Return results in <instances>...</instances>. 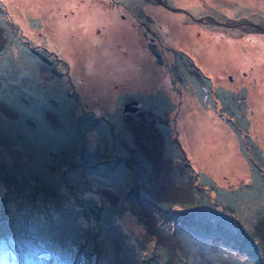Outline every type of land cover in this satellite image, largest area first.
<instances>
[{
    "label": "rangeland",
    "instance_id": "rangeland-1",
    "mask_svg": "<svg viewBox=\"0 0 264 264\" xmlns=\"http://www.w3.org/2000/svg\"><path fill=\"white\" fill-rule=\"evenodd\" d=\"M261 26L264 0H0V233L264 264Z\"/></svg>",
    "mask_w": 264,
    "mask_h": 264
},
{
    "label": "clouds",
    "instance_id": "clouds-1",
    "mask_svg": "<svg viewBox=\"0 0 264 264\" xmlns=\"http://www.w3.org/2000/svg\"><path fill=\"white\" fill-rule=\"evenodd\" d=\"M107 257L37 227L0 233V264H105Z\"/></svg>",
    "mask_w": 264,
    "mask_h": 264
},
{
    "label": "trees",
    "instance_id": "trees-1",
    "mask_svg": "<svg viewBox=\"0 0 264 264\" xmlns=\"http://www.w3.org/2000/svg\"><path fill=\"white\" fill-rule=\"evenodd\" d=\"M9 163L10 164H13V162L12 161H9ZM103 163H105V162H103ZM97 164H100L101 165V162H98ZM102 165H104V164H102ZM140 181H142V180H140ZM151 183V182H150ZM138 187V186H137ZM145 192H147V193H149V194H151V192L150 191H148V189H146V190H144ZM149 197L151 198V199H154V201H155V198H154V196L151 194V195H149Z\"/></svg>",
    "mask_w": 264,
    "mask_h": 264
},
{
    "label": "bare ground",
    "instance_id": "bare-ground-1",
    "mask_svg": "<svg viewBox=\"0 0 264 264\" xmlns=\"http://www.w3.org/2000/svg\"><path fill=\"white\" fill-rule=\"evenodd\" d=\"M167 83H169V82H167ZM152 141H154V138H153V139H152V138L150 139V142H152ZM171 181H172V178L170 177V178L168 179V182L171 183Z\"/></svg>",
    "mask_w": 264,
    "mask_h": 264
},
{
    "label": "water",
    "instance_id": "water-1",
    "mask_svg": "<svg viewBox=\"0 0 264 264\" xmlns=\"http://www.w3.org/2000/svg\"><path fill=\"white\" fill-rule=\"evenodd\" d=\"M237 24H238V23H236V25H237ZM257 27H258V26H257ZM261 28L264 29V27H262V26H261ZM261 28H260V29H261Z\"/></svg>",
    "mask_w": 264,
    "mask_h": 264
}]
</instances>
